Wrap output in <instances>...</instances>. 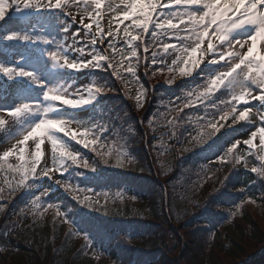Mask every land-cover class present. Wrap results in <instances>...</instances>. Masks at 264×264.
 Segmentation results:
<instances>
[{"label":"trees","instance_id":"obj_1","mask_svg":"<svg viewBox=\"0 0 264 264\" xmlns=\"http://www.w3.org/2000/svg\"><path fill=\"white\" fill-rule=\"evenodd\" d=\"M13 20L5 17L0 23V59L7 57L3 36L22 23L18 18L12 24ZM4 82L0 78V86ZM111 86L113 94L101 101L104 106L122 105L109 111L112 128L104 142V150L114 155L105 165L91 148L85 149L81 154L96 162L95 171L76 168L80 174L72 175L74 185L101 195L92 198V206L79 202L84 197L56 195L61 221L44 204L32 207L27 192L7 196L8 183H0L5 193L0 201L5 206L0 212V264H264V235L256 236L257 217L245 211L259 213L264 225V187L254 174L247 171L239 177L231 163L213 174L198 165L201 152L185 147L184 123L177 128L176 117L159 122V85L143 114L130 105L128 92ZM247 160L255 167L253 155ZM238 204L243 207L233 212L223 233L215 232L206 243L207 233L224 219L225 210ZM180 232L190 240L186 256L175 254ZM85 235L94 253L80 241ZM243 240L252 243L245 245Z\"/></svg>","mask_w":264,"mask_h":264},{"label":"snow or ice","instance_id":"obj_2","mask_svg":"<svg viewBox=\"0 0 264 264\" xmlns=\"http://www.w3.org/2000/svg\"><path fill=\"white\" fill-rule=\"evenodd\" d=\"M91 3L96 9H99L102 0H91ZM70 5L79 7L75 0H69L67 3L65 0H0V21H3L7 14L13 10L20 12L21 10L59 9L64 11L68 17H71V23L74 24L76 16L70 10ZM117 11H120V9H117ZM99 15L98 11L95 13L88 11V20L92 21L90 23L86 22L83 14H81L79 23L82 28L71 33L74 38L80 35L90 37L92 51L84 55L85 49L77 46L75 51L80 54V58L77 60H71L55 51L48 54L50 59L60 67L73 71L89 68L104 69L107 61V67L113 69L112 74L118 75L115 65L111 62L112 58L106 52L95 48L98 41L107 43L109 48L115 47L111 42V38L114 36L112 28L109 27L106 30L109 40L105 41V30H101L99 21L93 19L94 16ZM118 19L131 21L130 25L123 28L127 44L133 47L130 54L131 57H137V52L134 49L139 47V45L133 46V41L138 39L145 45L144 52L147 53L149 51V42L143 39V34L150 31L151 25L152 37L162 34L164 36L170 35L177 39L176 45L163 43L162 48L166 55L158 57L157 51L152 52L151 59L153 64L159 59L160 67H167L170 72L178 69L181 77H190L202 63L216 66L212 74L203 77L202 90L189 91L182 105L183 109H191L192 112L201 111L199 107L195 106L192 99L195 96L203 105V115L199 117V121L204 122L205 117H209L206 124L211 125L215 131H219L213 123L217 112L223 113L220 117L221 119H226L231 114L232 122L235 124L237 121L248 119L249 114L253 112V108L247 106L236 115V105L241 102L249 105V100L247 99L249 97L264 104V0H125L122 17H118ZM93 23H95L97 29L95 33L89 31ZM116 27L119 28L120 25L117 24ZM245 28H251L252 30L247 37L230 38L237 30ZM65 31L68 30L65 29ZM133 31H136L137 34L133 35ZM3 40L49 43V40L42 36H30L17 31L8 32L3 36ZM170 49L172 50L170 53L172 58L169 65L167 61ZM134 67L130 65L126 71L135 75ZM0 77L4 78L5 84L7 82H15L18 79H27L35 85L40 83L33 72L18 68L15 64L5 63L2 60H0ZM175 78L173 76L172 79H168L167 83L172 84ZM17 86L12 84L8 85V88ZM221 86L226 87L230 92L238 90V94L232 95L230 101L216 97L215 99L220 100V104L217 105L212 93ZM108 90L111 89L97 86L95 83L78 89L49 87L43 92L44 105L37 102L21 101L11 108H2L3 111L0 112V127H3L8 120L18 122L31 115H39L40 117L38 122L29 125L20 133L22 138L20 136L15 137V143H12L0 155V161H3L12 154L19 152L18 159L23 160L25 143L32 140L35 146V150L31 153L32 162L30 167L24 168L20 172V179L15 188L9 184L7 196L11 197L18 188L28 187L30 175L33 179L40 175L49 176L52 168L46 166L47 157L45 158V166L39 172L36 167L40 163L41 146L44 144L45 138L51 145V162L54 168H63L64 172H68L72 165H76L89 171H95L96 162H89L79 151L71 149L69 144L60 138L57 133H63L64 137H68L85 149L91 148L100 158L101 163L105 165L109 163V157L114 155V153L104 150V134L109 131L106 125L90 121H73L52 115V113L57 112L61 108H83L91 104L97 95H101ZM3 94L5 96L8 95L7 89L4 90ZM204 101H210L211 107L217 109V111H208L209 105L205 104ZM181 112L182 109L178 111L175 118L177 128L181 127L185 122H192L191 115H187L186 119ZM256 115L259 117L261 124L264 125V112L257 109ZM70 125H74L76 130H73ZM183 131H187V128H184ZM182 134L183 132H173V136ZM257 137H259V150L264 153V126H257L255 131H251L250 136L243 141V144L249 150L257 148L254 143ZM200 139L202 140L203 137ZM238 143L240 141L232 144L227 150L228 153H232ZM116 158L117 163L122 164L120 156L117 155ZM242 158V154L233 157L237 163ZM260 160L264 161V155L260 156ZM252 171L256 172L257 169L253 168ZM79 174L77 173V175ZM260 175L264 176V171H261ZM49 178L51 179L52 177L49 176ZM55 182L64 184L67 187L65 181L57 179ZM82 191L92 192L93 190L84 189ZM43 195L45 193H41V196ZM100 195L101 193H96V197ZM104 195L107 196V193H104ZM4 198L5 193L0 190V201H3ZM74 198L76 197L74 196ZM39 201L40 196H37L34 203H39ZM79 202L81 204L88 202L87 206H92V198L88 195H85ZM95 204L103 207V205H100L99 199L95 200ZM50 206L58 207L56 205ZM4 210L5 206L0 204V212ZM58 214L61 213L58 212ZM84 239L86 241L89 240L87 235H85Z\"/></svg>","mask_w":264,"mask_h":264},{"label":"rangeland","instance_id":"obj_3","mask_svg":"<svg viewBox=\"0 0 264 264\" xmlns=\"http://www.w3.org/2000/svg\"><path fill=\"white\" fill-rule=\"evenodd\" d=\"M113 1L114 0H102V4H101L100 8L99 9L95 8L100 13V15L98 17H100L101 15L104 14V11H102V9H106V10L111 9V7H109V5ZM75 2H77V3L90 2V4L92 6H94L91 3V0H75ZM84 5H85L84 3L82 5L79 4L78 9L83 11L85 9ZM70 8H71V5H70ZM76 8L77 7H74L73 10H76ZM88 9L91 10L92 8H88ZM74 13L76 14V11H74ZM105 17H108V15H105ZM79 18H80V16H78V21H79ZM84 18H85L86 22H90L87 17H84ZM93 19L95 20V17H93ZM100 21L104 22L105 19L101 16ZM109 27H111V26H109ZM81 28H82V25L80 23H77V21L74 24L71 23V17H68L62 10L53 9V10H45L41 14H39L37 16V19H36V22H35L33 28L30 31L20 32V33L28 34L30 36H42L44 38H50L51 43H52V46L47 45V47H44L43 46L44 43L41 41H37L35 43H32V42H21V41L17 40L16 42H19L21 44L27 45L28 47H31L34 54H31V52H27V54H25L26 51L22 52L21 54H15L14 52L11 54L12 55V62L11 63L15 64V66L18 68H23L27 71L33 72L35 74V76L37 77V80L40 82L39 85L32 84L30 81L23 83V84H25L26 90H28V91H30L32 89V87H38L39 88L38 89V97L39 98H33L31 100H38L39 101L38 103H40L41 105H44L45 102L43 101V92L49 87L60 88L63 84V81L67 77V75L71 73L70 71H73V70H70L68 68L60 67L58 64H55L50 59L48 54L50 52L55 51V52H58L60 55L66 56L67 58H69L71 60H74L76 58H80V55H78V52L75 51V49L77 47L76 43H77V41H81V38H85L86 36L80 35V36H77L74 38L71 35V33L74 32V30L78 31ZM65 29H67L68 31H65ZM96 30L97 29H94V26H92V28L89 31L96 32ZM101 30H106V29L102 26ZM251 31H252L251 28H245L243 30L242 35H244V36L242 38L247 37L251 33ZM230 38L235 39V38H241V37H236V32H235L233 34V36ZM107 40H109V38L105 39V41H107ZM74 41H76V42H74ZM124 41H126L125 38H123V36H122V38L120 39V38H118V34H117L116 40L111 39V42L115 45L114 48H109L107 43H101L100 41H98V43L96 44L95 47H96V50L106 52L107 55L110 53L112 55V57L114 58V60H113V64H114L116 59H118V61L120 59L122 62L124 61V59L122 57L120 59L118 58L119 49L121 47L120 43L124 42ZM69 42H72L73 45L71 46L69 44ZM78 47L84 48L85 53H87V49L89 48V45L88 44H80V45H78ZM136 58L137 57L131 58L132 65H136V63L133 61ZM171 58L172 57L170 55V57L167 61V63L169 65L171 64ZM107 63L108 62L106 61L105 66H107ZM120 67L123 68L124 63H121ZM120 67H118L117 69L122 70V69H119ZM139 69H141V70H139L138 73H142V76H144L145 80L148 81L150 84H153L155 81H161L163 79H165L167 81L168 79H172L173 76L176 77L173 80V83H176V82L182 80L183 78H186V77H181L179 75L178 70L171 71V72L169 71L164 76L163 73H161V72L151 71V67H149V69L147 70L146 68L143 69L141 67V65L139 64ZM124 70H122L123 72L119 71L118 75H113L110 70H104L103 72L96 70L95 76L97 78L106 80V82L103 83V87H107V88L109 85L112 84L110 82L111 79L113 77H115V80H116V82L114 83L115 87L117 89H119L121 92H123L124 89L120 88L118 81H120V80L126 81L128 79V75L127 76L124 75L126 72V69H124ZM194 72L190 77H193ZM19 81H20V79H18L15 82L19 83ZM15 85H18V84H15ZM20 85H18L16 87V90H19ZM66 85H68V87H70L72 89H77V86H75L77 84L74 82H71L70 84L67 83ZM73 86H74V88H73ZM135 86L136 87L130 86V87H125V88L128 92L130 91L131 94H137V96L139 97L140 87L137 84H135ZM22 91H24V90H22ZM111 91L112 90H108V91H105L103 93H110ZM231 93H232V95L238 94V90H236V92H231ZM69 98H71V97H69ZM247 99L249 100V105H245L244 103H240L241 105H238L236 115H238L239 111L242 110L244 107H247V106L252 107L253 112L249 114L248 122L252 123L253 126L250 127L248 130L242 132L239 135V137L236 138L235 143L237 141H240V143L237 144V146L240 149H244L245 147H247L243 144V141L250 136L251 131H255V128L257 126H264L261 124L259 117L256 115L257 109H259L260 111H263L264 104L260 103L259 101L252 100L250 97ZM17 103H19V100L14 96V94H12L10 92L8 93L7 96H5L3 94V96L0 97V112L3 111L2 108H11V107L15 106V104H17ZM57 104H59V102H57ZM89 105H86V106H89ZM86 106H84L83 108L73 109L74 111H72V112L66 108H61L57 112L52 113V115L57 116V117H64V118H67V119L73 120V121L86 122L87 119H83L85 117L84 113L86 110ZM195 106L199 107L197 102H195ZM222 115H223V113H222ZM221 116H219L215 121H213V123L216 125V127L218 129H220L222 127L235 126V125L243 122V121H237L235 124H233L231 114L226 119H221L220 118ZM39 118H40L39 115H31V116L24 118L23 120H20L19 121L20 122L19 127L17 129H15L14 131H12L10 133H7L3 138H1L0 139V155H2L3 151L6 150L7 147H10L12 143H15V139H14L15 137L20 136V133L22 131H24L29 125L34 124L35 122H38ZM8 121H11V120H8ZM206 126L207 127H206L203 135L207 134L208 137H209V135H211L212 138L217 135V131H215L211 127V125L206 124ZM70 127H72L73 130H76L74 125H70ZM57 135L60 138L64 139L66 143H69V142L76 143L75 141H71L68 137H64L63 133H57ZM20 138H22V136H20ZM254 143L257 145V148H254L252 150L257 154V160H258L257 161V167H256L257 171L254 173H255L256 178L262 184V188H263L264 187V176H261L260 172L264 171V161L260 160V156L264 155V153H261L259 150V137H257L254 140ZM24 148H25V152H24V159L23 160L18 159L20 154H19V152H16V153L12 154L11 156L5 158L3 161H0V181H5L8 179L7 181L9 182V184H11V186L16 187V184L20 179V172L23 171L24 168H28L31 165V162H32L31 153L35 150V146H34L32 140L27 141L24 145ZM46 157H47V165L46 166L49 168H52V171L49 172V176H51L52 178L50 179L49 176H43V175H40L34 179L30 178V184L28 187H26L27 189H29L30 191L33 192V197L35 199L37 196H40V201H43V199H46L45 197L47 195H50V193H53V191H52L53 189H55L56 191H63L65 193V191H64L65 185L64 184H57L55 182L57 179L62 180L60 177H58V175L64 173L63 168H54L53 167L52 162H51V145H50V143H48L47 139L45 138L44 144H42V146H41L40 163L37 164V166H36L38 172L40 171V169L43 166H45V158ZM252 169H251V171H252ZM30 177H31V175H30ZM62 181H64V180H62ZM9 184H8V186H9ZM66 185L70 186L72 188V185L69 181L66 182ZM20 189H22V188H18V190H20ZM73 190L78 195H82L83 193L84 194H91V192L82 191L83 189L76 187V186H73ZM41 193H45V195L41 196ZM245 204H247V203H245ZM52 205H55V204H52ZM240 207H243V205L239 204L234 210H232V212L237 211ZM51 210H52L51 212H54L56 210L57 214H58V212L61 213L60 210L58 209V207H51ZM245 211L251 213L252 216L257 217V223H259L260 225L258 227V230L256 231V236H259V237L263 236L264 235V225L261 224L262 219L259 217L260 214L254 212L253 210L249 211V209H246ZM58 216L61 218L62 214H58ZM230 218H231V216H230ZM225 228H226V226L219 227V229H221V232H220L221 234L223 233ZM177 234H179V236H180L179 238L181 239V242L178 243L177 252H175V254L176 255L180 254V255L186 256L187 253H189L188 249L190 248L189 237L184 232H180ZM81 239H83V237H81ZM210 241H212V239H210ZM251 243H252L251 241H245V240H243V242H242V244H245V245L246 244L248 245ZM169 244H174V243L169 242ZM90 250H92L91 247H90ZM225 264H231V262L227 261V262H225Z\"/></svg>","mask_w":264,"mask_h":264}]
</instances>
